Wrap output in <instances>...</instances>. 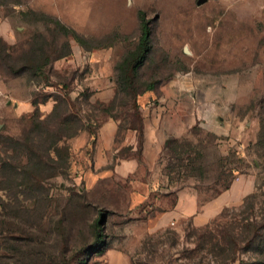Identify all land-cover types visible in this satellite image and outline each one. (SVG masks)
<instances>
[{
  "label": "rangeland",
  "instance_id": "374dc122",
  "mask_svg": "<svg viewBox=\"0 0 264 264\" xmlns=\"http://www.w3.org/2000/svg\"><path fill=\"white\" fill-rule=\"evenodd\" d=\"M139 11L149 49L131 70ZM167 93L187 128L167 138L153 174L124 179L93 162L87 129L97 133L117 116L137 124L141 106ZM35 101L48 102L36 110ZM78 127L60 148L62 156L69 148L67 164L57 163L50 139ZM222 231L236 240L220 242ZM258 233L264 0H0V256L7 264H252L264 241L243 248Z\"/></svg>",
  "mask_w": 264,
  "mask_h": 264
},
{
  "label": "crops",
  "instance_id": "0c3cea01",
  "mask_svg": "<svg viewBox=\"0 0 264 264\" xmlns=\"http://www.w3.org/2000/svg\"><path fill=\"white\" fill-rule=\"evenodd\" d=\"M169 96L168 93L163 95L160 99L163 102L159 104L142 105L140 124L125 125L118 116L101 122L93 148V162L99 167H112L113 173L124 179L141 175V171L146 170L153 174L159 168V156L167 138L180 136L187 128L181 120L184 119L183 111L168 106ZM86 138L88 142L89 136Z\"/></svg>",
  "mask_w": 264,
  "mask_h": 264
},
{
  "label": "trees",
  "instance_id": "16d2710c",
  "mask_svg": "<svg viewBox=\"0 0 264 264\" xmlns=\"http://www.w3.org/2000/svg\"><path fill=\"white\" fill-rule=\"evenodd\" d=\"M141 11H139V18L142 22V34L140 36V41H139V53L135 56V58L133 59V61H130L129 63H127V68L129 69H133V70H136L137 67H138V64H140L144 58H145V54L146 52L148 51L149 49V40H150V27L148 25V23L144 20V18L142 17L141 15ZM67 30V33L72 35L83 47L85 46V39L83 37H81L74 29L72 28H66ZM132 75H126V78L127 80L129 81L131 79ZM155 88V84L154 83H150L148 89H154ZM48 101H41V102H32V105L33 106H37L36 110L40 109V106L42 105H45ZM56 106H53L52 109H51V113L53 112H56ZM136 118H137V124H140L142 119L141 117H139V115L137 114L136 115ZM137 124H134V125H137ZM78 130H76L74 133L70 134V136L68 135H64L63 137H54L52 139H50V136L51 135H48L49 136V139L52 141L51 144H52V148H50V151L51 153H49L50 155L51 154H55L56 155V158L57 160H55L57 163L59 162H62L64 164H67L68 162V158L70 157V153H69V148L66 147L65 148V156H62L60 153H61V146L64 145V141L63 139H66V138H69V137H73L75 135L78 134V131L81 130L82 128L81 127H78L77 128ZM84 130V129H83ZM88 131V134L91 135V140H90V137L88 139V142L89 144H92L93 148L96 144V140H97V133H94L92 132L91 129H87ZM48 134V133H47ZM89 136V135H88ZM46 138V137H45ZM172 141H175V139H171ZM52 149V150H51ZM93 151V150H92ZM40 158V157H39ZM54 160V159H53ZM41 161V158L39 159V162L38 164H40ZM236 169H233L232 172H235ZM39 180V179H38ZM230 187V184L229 185H226L225 189H228ZM218 195V193H217ZM247 230V229H246ZM210 233H213L210 231ZM264 233H258L256 235H254V237L252 236L251 238H248V241L245 243V247L243 248V250H250V248H252L253 246H255V244H257V246H260V244L264 241V236H263ZM212 241V238L209 237ZM221 241L220 242H223V243H232L233 240L235 241L236 240V237L232 236L231 234H228V231H225L221 233ZM97 239L99 242H103V239H102V235L101 234H98L97 235ZM243 241V240H242ZM245 242V240L243 241ZM235 251V249H234ZM264 250L261 249L260 253L258 254L259 257H254L253 259V262L252 264H264ZM236 256V253L234 252V255L230 256V259L232 262H235L237 261V258L235 257ZM17 257V254H14L13 255V258L18 260ZM3 256H0V264H7V261L4 258ZM234 258H235V261H234ZM245 264H248L245 262Z\"/></svg>",
  "mask_w": 264,
  "mask_h": 264
},
{
  "label": "water",
  "instance_id": "95a60500",
  "mask_svg": "<svg viewBox=\"0 0 264 264\" xmlns=\"http://www.w3.org/2000/svg\"><path fill=\"white\" fill-rule=\"evenodd\" d=\"M204 1H205V0H199V4H200V3H203Z\"/></svg>",
  "mask_w": 264,
  "mask_h": 264
}]
</instances>
